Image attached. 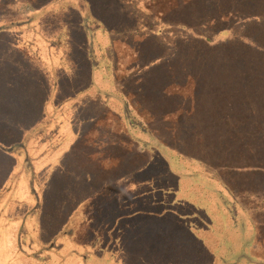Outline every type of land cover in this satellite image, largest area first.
Listing matches in <instances>:
<instances>
[{
  "label": "trees",
  "instance_id": "trees-1",
  "mask_svg": "<svg viewBox=\"0 0 264 264\" xmlns=\"http://www.w3.org/2000/svg\"><path fill=\"white\" fill-rule=\"evenodd\" d=\"M69 10L82 29L64 22ZM51 16L61 30L44 28ZM244 17L261 19L234 31ZM159 24L197 30L174 42V58L144 69L166 52ZM16 27L30 31L32 53L45 43L63 65L70 42L81 46L78 93L105 105L68 153L74 171L107 184L90 199H117L128 219L152 207L179 213L171 234L185 264H264V0H0V32ZM52 117L40 141L59 128ZM31 133L0 127V206L34 171L40 153L20 140ZM137 170L151 176L111 188ZM53 243L41 249L59 254Z\"/></svg>",
  "mask_w": 264,
  "mask_h": 264
},
{
  "label": "rangeland",
  "instance_id": "rangeland-1",
  "mask_svg": "<svg viewBox=\"0 0 264 264\" xmlns=\"http://www.w3.org/2000/svg\"><path fill=\"white\" fill-rule=\"evenodd\" d=\"M75 13L69 10L64 22L69 21L68 26L75 30L82 29L81 24L72 23L77 18ZM81 18L78 19L83 22ZM260 19L241 18L234 26V31L240 32L251 21ZM59 20V16L47 17L43 26L46 30H61L63 19L61 23ZM159 26L162 30L157 38L165 46L166 52L154 58L144 69L174 58V42L181 38H194L197 30L181 25ZM20 32H27V29L16 27L0 32V127L17 129L19 133L32 130L28 138L20 140L26 142L32 157L40 153L50 158L49 143L52 139L47 136L40 141L38 133L50 129L49 124L43 125L41 121L45 103L52 97V77L25 49L23 42L26 37ZM211 38L217 43L222 42L216 35ZM70 46L72 53L69 63L64 65L62 82L57 84L54 102L58 106L68 100L62 110L64 116L59 117V129L69 122L73 132L81 135L105 105L97 102L92 92H83L79 103L71 107L73 113L67 112L69 99L80 90V73L83 71L81 46L75 39L70 42ZM0 142L5 143L2 140ZM68 153L59 161L51 162L49 159L44 166L38 165L45 171L39 170L35 162L29 178L24 179L21 174L20 179L16 180L19 182L14 181L9 187V196L3 202L7 205L6 201H9L7 215L16 216L17 221H9L0 229V264H185V256H180L184 253L178 251L171 234V225L181 221L179 213L172 216L166 212L157 217L161 213L160 209L152 207L151 211L141 210L138 217L128 219L126 214L129 212L114 203L117 199L107 201V196L97 195L95 199H90L107 184L99 182L90 173L78 171L76 175V171L68 166L71 160ZM50 162L56 164L58 169L52 171L56 166L53 164L51 167ZM131 176L145 181L151 174L150 170L138 171L112 183L111 188H118L124 178ZM29 207H36V211L27 220L29 213L26 215L25 212ZM18 220H21L19 226ZM53 241V248L59 254L89 251L92 255H87L85 261L74 254L64 255L60 259L57 253L41 249L50 246ZM258 249L264 251V246ZM34 252V257L27 256Z\"/></svg>",
  "mask_w": 264,
  "mask_h": 264
},
{
  "label": "crops",
  "instance_id": "crops-1",
  "mask_svg": "<svg viewBox=\"0 0 264 264\" xmlns=\"http://www.w3.org/2000/svg\"><path fill=\"white\" fill-rule=\"evenodd\" d=\"M27 32H20V33H22L24 35V37H26V36H29L30 31L28 30ZM31 46H32L34 52H36V49H38V55H36L35 53H32V50L28 46H25V49H27L30 52V54L35 58L37 63H39L42 67H44V69L47 71L46 74L48 75V71H49L50 76L52 77L53 87H52V93L50 95L52 97H50V99L45 103L43 120L41 122L44 121L45 117H47V116L50 117L52 115L54 117V120L53 121L50 120V121H51V125H54V122L59 120V117L64 116V113L62 110L64 108L65 103L68 101L67 100L65 102H61L58 106H56V103L54 102V96H57V94H56L57 84L62 82V78L65 75L64 65L61 62H59L60 52L57 54L55 60L54 61L52 60V56L49 55V52H48L49 50H47L48 46L45 43H43V44H32ZM52 61L54 62L53 65H52ZM72 83H74L73 78H72ZM76 85H78V80L76 81ZM80 97H81L80 93H78V91H77V94L75 96H72L71 99H69L70 100L69 104H68L69 107L67 108V112L69 114L73 113V108H74V106H76L79 103ZM71 107H73V108H71ZM53 117H52V119H53ZM53 135H54V137L52 138L51 142L49 143L50 144L49 145L50 158L43 157V156L39 155V157H37L36 160H33V162L35 161L37 163V166L38 165L44 166L48 162L46 160H49V159H50L49 161H51V162H54L55 160L59 161L60 159H62V157L67 152H69L70 147L72 146L73 142L76 140V138L78 136L75 132H73L72 125L69 122H67V126L62 127V129L56 128ZM51 162L49 164L52 167L54 163H51ZM55 166H56V164H54V167ZM39 167L40 166H38L37 168H39ZM56 169H58L57 166L52 171H55ZM39 170L45 171L43 167H40ZM78 174L79 173H77V171H76V175H78ZM19 179H20V177H19ZM17 195H19V194H17ZM142 195H144V194H142ZM125 203H126V201H125ZM5 207H6V205L0 206V229L9 221H17L16 216L8 217L7 213L9 211V209L4 210ZM35 208L32 209L29 207V209L26 210L25 214L27 215V213H29L26 216L27 220H28V217L30 216V214L33 213L34 211H36V210H34ZM121 208H124V204L121 205ZM20 223H21V220H18V226ZM19 253H22L23 255L25 254L23 252H19ZM57 255L60 257V259H62L63 256L67 255V254L65 253V254H57ZM74 255L81 258L83 261H85V257L87 255H92V253L89 252L87 254H84V253L77 252V253H74ZM27 256L34 257L35 255L33 256L31 254H27ZM16 257H17V254L15 255L14 258H16Z\"/></svg>",
  "mask_w": 264,
  "mask_h": 264
},
{
  "label": "water",
  "instance_id": "water-1",
  "mask_svg": "<svg viewBox=\"0 0 264 264\" xmlns=\"http://www.w3.org/2000/svg\"><path fill=\"white\" fill-rule=\"evenodd\" d=\"M2 149H5V148L2 147Z\"/></svg>",
  "mask_w": 264,
  "mask_h": 264
}]
</instances>
